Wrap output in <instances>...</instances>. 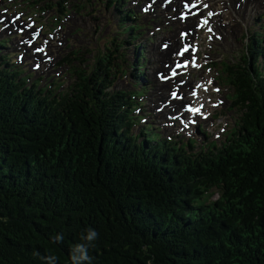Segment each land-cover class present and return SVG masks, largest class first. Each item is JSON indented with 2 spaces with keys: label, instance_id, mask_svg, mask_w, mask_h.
<instances>
[{
  "label": "trees",
  "instance_id": "trees-1",
  "mask_svg": "<svg viewBox=\"0 0 264 264\" xmlns=\"http://www.w3.org/2000/svg\"><path fill=\"white\" fill-rule=\"evenodd\" d=\"M263 38L253 34L264 53ZM101 64L115 75L124 71L117 59ZM6 66L10 71L0 74V264H48L49 257L72 264L71 249L89 228L99 233L89 247L92 264H264V124L249 114L251 86L234 80L246 112L243 134L232 131L196 149L173 139L180 167L162 170L131 154L139 135L124 125L136 119L127 91L96 89L90 79L89 86L56 90L48 99V86L36 90L31 75ZM255 71L264 88V74ZM153 133L141 129L150 143L165 141ZM122 138L126 147L116 145Z\"/></svg>",
  "mask_w": 264,
  "mask_h": 264
},
{
  "label": "rangeland",
  "instance_id": "rangeland-1",
  "mask_svg": "<svg viewBox=\"0 0 264 264\" xmlns=\"http://www.w3.org/2000/svg\"><path fill=\"white\" fill-rule=\"evenodd\" d=\"M110 2V0H0V9L11 5L12 9L10 14L14 13L15 10L22 9L25 11L26 16L33 15L38 20L37 24H44L46 32H52L54 28L57 29L54 32V36L50 37V53L53 59L48 61L49 67L47 70L42 71V69H40L38 72L32 70L33 62L31 57L28 58L31 56V51L33 52L32 47H28L30 51L26 53L27 58L18 65L21 67L27 66L26 74L35 73L36 79L45 76V80L42 84L43 87L47 86L49 83H54L55 80L59 78L61 80L57 81V83L65 82L69 77H72L74 75L72 72L75 70V66L72 65L73 61L77 60L76 63L78 65L84 66V68L89 71L90 66H93L107 57L106 53H109V49L112 48L108 43L111 39V35L117 37L121 36L118 34L121 30L114 29L116 25L115 22H117V16L115 17L114 14H117V11H115L113 7L109 8L110 6L108 5ZM235 2L236 0H233V2L230 1L232 7H234ZM34 3H38L39 5H35ZM83 6L85 8H83ZM71 9L73 10L71 11ZM230 10H233V8L230 7L223 13V17L226 18L228 25L225 26L223 24V19H219V22L226 28H231V31H228L227 34L221 33L216 30L217 26L208 29L205 34V39L203 40L201 51V56L203 58L202 63L205 71L194 72L197 79L201 78V73L207 76V80L203 86L204 103L206 105V110L214 114V118L206 122L207 130H211L212 132H210L211 134L207 135L206 138L202 136L203 141L223 140L227 131L232 129L234 120L239 117L238 109L229 112L231 102L228 101L227 95L232 94V86L229 82L233 80V77L241 80L240 75H242L243 70L239 67L243 69L247 67L246 60L248 54L245 53V43L247 40L244 36L250 35L251 33L253 34L252 31L254 28H258L259 25L260 27H264V17H262L264 15V6H250L245 11V14L242 13L241 15L235 14L233 10L234 18L232 21H229L227 18ZM7 11L9 12V10ZM42 11H44L43 14ZM147 19L149 20L150 17H147ZM155 21L161 23L163 28L159 30L153 28L150 30L152 33L147 31L145 36H140L136 41L124 38L123 40H126L127 44L123 43V40H118L119 44H124L123 48L120 50V57L122 58V62H124L126 70L129 71L127 76H120L121 79L117 81V85L121 90L128 89L130 91H138L136 84L139 85V82L134 80L136 73L134 69H137L139 65L138 63H133L136 60L135 46L141 42H144L143 46L148 56L145 62L147 67L145 74L148 75L150 82H154L152 78L155 76L159 61L155 59L152 48L159 47L160 40L165 36V31L169 32L174 29L175 33L178 31L177 25L174 26L171 21L170 23L166 22V18L163 14L159 15ZM1 24L2 23H0V25ZM118 24L121 25V22ZM10 29L12 30V28ZM214 31L216 33L215 36L213 35ZM20 37H16L15 32L7 33V31H5L4 34L0 33V41L11 39L13 43L11 45L7 43L11 48H6V53L3 51L5 56H9L8 52L11 51L10 54L12 55L13 61L17 57H15V53L21 51V49H18ZM79 49L81 53H75V51ZM71 52H73L72 56H70ZM222 59L228 62L227 74L223 73L225 74L224 82L221 81L222 76L219 78V71L222 70L224 66L220 67L217 65L222 62ZM42 66L45 68L44 66H46V64ZM52 75L54 77L48 79ZM35 78H32V80H35ZM70 80L73 81L72 78ZM70 84L69 81L66 82L63 90ZM159 84L160 81H158L157 84H149L141 88V90L145 89L149 91L148 96L141 99L143 103L146 102L142 106V110H144L142 113L147 115V123L153 122L156 128L158 124L164 122L166 119V116L161 117V113L165 108L158 113L155 112L157 105H160L158 99L163 98L164 100L167 98L168 94V89L166 88L164 90V95H159V92L156 90ZM154 101L155 105L153 103ZM167 110L169 109L166 108V111ZM136 114L139 115L137 112ZM144 123L145 121L140 122V127H136L138 128L137 131L140 130ZM243 126L239 124L237 129L244 131ZM222 127L227 128L224 134L221 131ZM176 130L179 131V128H176ZM214 135H216V137ZM200 138L201 135L197 138L199 143ZM217 197L218 194H215L213 198L216 199Z\"/></svg>",
  "mask_w": 264,
  "mask_h": 264
},
{
  "label": "bare ground",
  "instance_id": "bare-ground-1",
  "mask_svg": "<svg viewBox=\"0 0 264 264\" xmlns=\"http://www.w3.org/2000/svg\"><path fill=\"white\" fill-rule=\"evenodd\" d=\"M111 2L109 3V5L108 6H111V5H113V1L112 0H110ZM208 0H204V4H206V2H207ZM245 1H247V2H249V3H256V4H260L261 3V5L262 4H264V0H245ZM155 2L156 3H159V2H157V0H155ZM181 4H182V6H186V5H190L191 3L188 1V0H181ZM138 3H139V0L137 1V5H138ZM122 4H123V6L125 7V4L122 2ZM257 6V5H255V4H248V3H245V2H242V4L240 5V4H237V3H235V6H236V9L238 10V13H239V15H241L242 13L243 14H245V12H244V10L245 9H248V7H250V6ZM176 6V4H175V0L174 1H172V2H168V1H166V7H164L165 9H163L162 11H163V13H167V14H172V13H174V11H175V8H173V7H175ZM144 7V6H143ZM125 9H126V7H125ZM181 9V8H180ZM216 9V8H215ZM133 12H135V13H137L139 10L138 9H133L132 10ZM172 16H175V15H172ZM264 17V16H263ZM205 18V17H204ZM228 18V20L229 21H232L233 20V18H234V13H233V10H230L229 11V16L227 17ZM221 19H223L224 21H223V24L226 26V25H228L227 24V20H226V18L225 17H221ZM177 24H178V26L179 27H182V26H185V25H187L188 24V22L186 21L185 23H182L181 21H180V19L179 18H176L175 20H174ZM138 24V23H137ZM136 24V25H137ZM224 25H222V24H220V25H218V23H216V26H217V28H216V30L217 31H219V32H221V33H224V34H227L228 33V31H231V28H226ZM237 26V25H236ZM8 29H10V27H8ZM33 30V29H32ZM194 32H196V29H195V27L193 26V24L191 25V27H190V33H189V38L190 39H194L195 38V36H194ZM29 33L30 32H26V34H27V36L29 35ZM213 35L215 36L216 35V33H215V31H214V33H213ZM222 37H223V35H222ZM165 39H168V40H170V42H171V44H170V46H171V50H173V48L176 46V45H178L180 42H181V39H180V36H179V33H175V30H173L172 32H170V34L169 35H166L165 37H164ZM249 38H250V51H249V55H250V72H251V74H252V77L256 80V82L258 83V87L260 88V92H261V94H262V98L264 99V88H263V86H262V84H261V82H259V80H258V78H257V74H256V72H255V70H254V67H253V62H252V60H253V55H252V49H253V34L251 33L250 35H249ZM13 44V43H12ZM18 45H19V47H18V49H22V47H23V45L22 44H20V43H18ZM4 49V52L6 53L7 52V50H6V48H3ZM14 50V49H13ZM27 51H30L29 49H27ZM167 51L168 50H161L160 48H152V52H153V55H155V58H157V61H160V54H161V56L163 57V59H167L168 58V56H167V54L169 55V58L168 59H172V56H171V53L170 52H168L167 53ZM11 52V51H10ZM10 52H8V55H9V57H10V59L12 60V55L10 54ZM143 51L141 50V49H139L138 51H137V54H138V56L142 53ZM53 58V57H52ZM18 67L20 66V65H17ZM165 66H166V63L164 64V67L162 66V67H160V69H162V70H166L165 69ZM191 66V65H190ZM194 66V65H193ZM219 66L220 67H223L222 68V70H220V72H221V74L222 75H224L223 73H225L226 71H227V69H228V62L227 61H225V60H223L222 59V62H220L219 63ZM20 68H22L21 69V73H22V75L24 76H28V74H26V70H27V66H25V67H20ZM138 68H143V67H138ZM134 69V71L135 72H137V71H140V69ZM40 69V68H39ZM141 71H143V73H146V70L145 69H141ZM3 72V68H2V62L0 61V74ZM136 74V73H135ZM140 79L142 80V81H144V83L145 84H147V85H149V84H157L158 83V81H159V79H157V78H155V76L152 78V80L154 81V82H150V79H149V77H148V75L147 74H145V75H142L141 77H140ZM13 80V79H12ZM10 80H7V82H9ZM34 81V80H33ZM37 80H36V78H35V82H36ZM225 80L223 79V82H224ZM166 84V88H168L172 83H171V81L169 80L168 82H166L165 83ZM212 84H214V83H212ZM162 83L160 82V84H159V86L158 87H160V88H158L157 87V91L159 92V95L160 96H163L164 95V90L166 89L165 87H162ZM192 85V80L191 79H188L187 80V82L184 84V85H182L181 86V90L182 91H186V89L188 88V87H190ZM207 87V86H206ZM1 88V87H0ZM27 88V87H26ZM48 89L50 90L49 91V96H48V99H50V94H52L53 93V87L52 86H48ZM98 89H100V88H98ZM28 90V89H27ZM36 90H38V86H36ZM6 92V91H5ZM187 92H190V90L188 89L187 90ZM6 94V93H5ZM37 95V94H36ZM168 95L169 94H167V97H168ZM186 95H187V99H188V102L189 101H192V100H194L195 98H193V97H191L188 93H186ZM148 96V94H146L145 96H144V98L145 97H147ZM157 97V96H156ZM120 97L118 96V99H119ZM121 99V98H120ZM34 100V99H33ZM159 100V102H160V105H157V106H159L160 107V110H157V111H155V112H159V111H162L164 108H165V110L162 112V114H166L167 113V111H166V108L167 109H170L171 108V105L173 104L174 106H176V109H179V111H180V113L182 114V116L183 117H187L188 116V112H187V107H186V104L188 103V102H185V100L183 101V102H181L180 101V99H177L176 101L175 100H173L172 101V103L170 104V105H166L164 102L162 103V101H160V99H158ZM18 101H20V99L18 100ZM54 102L55 101H53V103L51 104L52 105V107H53V105H54ZM158 102V103H159ZM154 103V105H155V101L153 102ZM48 104V103H47ZM139 104H143V102L141 101ZM162 104V105H161ZM49 105V104H48ZM135 106V109H132L131 108V113H132V115H133V117H135L136 119H133V120H131V121H129V122H127V123H124V125H125V127L131 132V133H134V134H138V132H139V130L137 131V129L138 128H136V127H140V122L142 121L141 120V118H143V114H139V115H137L136 114V112L137 113H139L138 112V110H137V106H139V105H137V104H135L134 105ZM40 107H42V106H40ZM48 110L49 109H47L46 111H44V116L46 117V118H48L49 116H48ZM39 111V110H38ZM52 119H53V114H52V116H50ZM107 117V116H106ZM41 122V121H40ZM143 125V124H142ZM174 126H175V123H174V120L172 121V123H171V127H172V129L174 128ZM191 128L193 129H196V127H197V132L198 133H201V138H200V143H201V146H205L206 144H207V141H203V139H202V136H204V138H206V136H207V133H208V130L204 127V124L197 118V115H195V117H194V121L191 123ZM180 132H182V127L180 126ZM186 140H188V138L186 139ZM207 140V139H206ZM119 147H126V139H123L122 138V140L121 139H119L118 140V142L116 143ZM130 147V146H129ZM145 148H146V151H147V153H148V156H147V159H146V163H151V165L152 166H154V165H158L162 170H164V168L167 166V164L171 167V168H173V169H175V167L176 168H178V167H180L179 165H177V161H176V158L175 157H178L179 156V154H180V151H179V147H178V145L176 144V142L175 141H173L171 138L169 139V138H166L165 139V141H163V142H158V143H156V144H153V143H146L145 144ZM170 151L171 152H174V153H176V156L174 155V157L172 156L171 157V153H170ZM122 153H126V152H122ZM132 154V156H134V157H136V162H141L142 161V156L141 155H137V153L136 152H132L131 153ZM100 156H102V153L100 152ZM122 156H123V154H122ZM127 156H129V153H128V155ZM125 159V158H124ZM129 159H131V156H130V158ZM62 160L64 161V162H66V157H64V158H62ZM188 194V193H187ZM189 195H190V193H189ZM184 198H186L187 197V195H186V197L185 196H183ZM189 209V208H188ZM229 232V231H228ZM247 239H248V237H247ZM246 238L244 239V241L245 240H247ZM221 240V239H220ZM219 240V241H220Z\"/></svg>",
  "mask_w": 264,
  "mask_h": 264
},
{
  "label": "clouds",
  "instance_id": "clouds-1",
  "mask_svg": "<svg viewBox=\"0 0 264 264\" xmlns=\"http://www.w3.org/2000/svg\"><path fill=\"white\" fill-rule=\"evenodd\" d=\"M99 236V233L92 228L87 229L86 233L81 236L82 243H77L71 249L72 264H92V258L89 255V247ZM56 241L62 240V236L54 237ZM48 264H55V258L49 257Z\"/></svg>",
  "mask_w": 264,
  "mask_h": 264
},
{
  "label": "snow or ice",
  "instance_id": "snow-or-ice-1",
  "mask_svg": "<svg viewBox=\"0 0 264 264\" xmlns=\"http://www.w3.org/2000/svg\"><path fill=\"white\" fill-rule=\"evenodd\" d=\"M208 15L211 16V15H213V13L210 12V13H208Z\"/></svg>",
  "mask_w": 264,
  "mask_h": 264
}]
</instances>
